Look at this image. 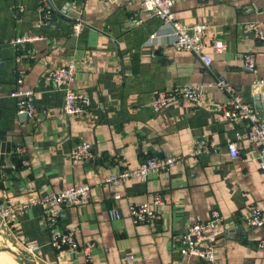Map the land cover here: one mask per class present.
Returning a JSON list of instances; mask_svg holds the SVG:
<instances>
[{
    "label": "crops",
    "instance_id": "0c3cea01",
    "mask_svg": "<svg viewBox=\"0 0 264 264\" xmlns=\"http://www.w3.org/2000/svg\"><path fill=\"white\" fill-rule=\"evenodd\" d=\"M51 2L79 16L70 13V20L57 17L51 23L52 17L44 20L40 0H0V200L10 196L25 202L88 184L90 201L62 207L58 227L75 230L80 244L91 245L89 264H204L180 256L177 242L188 226L209 220L212 210L221 215L216 264H264V249L256 246L264 225L245 224L251 204L261 208L264 223L258 145L236 138L247 131L245 122L226 118L221 110L226 92L206 86L222 75L254 109L253 87L264 78V38L241 34L239 27L258 22L264 34V0H181L174 5L181 23L209 25V65L189 51L173 50L171 25L141 13V0ZM137 15L144 18L141 23L133 19ZM76 20L82 28L73 34ZM151 34L155 37L150 40ZM23 36L33 39L14 46ZM215 39L226 44L222 53L211 49ZM242 53L254 55L251 72L244 70ZM69 59L77 67L73 86L89 105L88 112L77 117L64 115L63 92L43 78ZM185 84L204 85L199 103L178 99L158 111L150 108L156 92ZM19 86L34 90V118L16 113L12 92ZM260 119L264 123V117ZM196 138L214 141L218 150L190 155ZM80 140L92 144L94 156L73 163L69 155ZM230 141H237V157L229 155ZM16 147L26 156L19 166ZM151 155L183 159L146 181L129 179L118 186L105 181L108 173L134 168ZM156 193L164 199L156 220L134 223L128 204L151 201ZM113 208L121 217L109 216ZM4 233V240L20 253L29 254L26 244H36L38 264H88L80 253L59 255L53 249L40 206L29 207Z\"/></svg>",
    "mask_w": 264,
    "mask_h": 264
},
{
    "label": "built area",
    "instance_id": "2783aa9c",
    "mask_svg": "<svg viewBox=\"0 0 264 264\" xmlns=\"http://www.w3.org/2000/svg\"><path fill=\"white\" fill-rule=\"evenodd\" d=\"M181 0H141L140 11L147 17H157L171 25L173 50L189 51L199 56L206 65L212 62V57L206 53V35L209 25L205 22L194 24H183L175 15L174 5ZM39 8L44 20L52 17V10L47 0H40ZM134 17V16H132ZM135 22L141 23L144 18L137 15ZM82 28L80 20L72 24L73 34H78ZM239 30L241 34L250 35L255 40H263L264 34L258 22H243ZM155 34L150 35V40ZM33 38L23 36L13 41L14 46L31 41ZM215 53H222L226 44L221 39H215L210 45ZM244 66L253 68L254 55L252 53L240 54ZM77 67L73 59L67 60L64 64L51 68L44 74V80L63 92L62 111L67 117L82 116L88 112V100L86 95L73 86ZM18 84L22 83V72L17 78ZM256 83H264V78L256 80ZM206 86H217L227 94L226 101L222 105V114L232 120L244 121L247 131L236 134V138H245L249 142L258 145L257 166L264 170V123L259 118L253 107L245 102L237 93L236 88L222 75H218L214 82ZM204 85L185 84L173 85L156 92L149 106L153 111H158L167 104L178 99H184L191 103H199L203 97ZM16 100V113L26 115L27 118H34L37 107L33 101L34 90L19 86L12 92ZM228 152L231 157H237V141L227 143ZM218 150V145L207 138H196L192 142L189 154L192 156L207 155ZM14 156L22 158L25 150L16 147ZM92 144L86 140L78 141L70 152V159L73 163H79L93 158ZM181 156L151 155L142 160L134 168H124L117 172H110L105 176V181L113 186H118L129 179L146 181L150 176L166 171L172 165L179 163ZM2 173H0V179ZM90 186L86 183L70 186L62 190L50 191L45 195L32 196L25 202H18L13 197H5L0 200V233L11 229L15 220L31 206H40L44 212V223L50 234V244L59 254L77 252L80 253L89 264L92 257L91 245H82L76 238V231L68 229L61 230L58 227V219L62 206H79L90 201ZM115 198L120 197L119 193L114 194ZM164 199L161 194H154L151 201L131 202L128 204V215L134 223H152L158 216L157 207L163 205ZM109 216L121 217L117 208L109 210ZM210 219L205 222H195L188 226L185 233L178 238L177 252L180 256L194 257L202 260L204 264H216L214 243L220 234L221 215L216 210L210 212ZM248 227H263L262 211L256 204L248 207V215L245 218ZM3 234V233H2ZM256 246L264 249V234L257 240ZM38 246L26 244L25 250L35 256ZM128 259L132 256H128Z\"/></svg>",
    "mask_w": 264,
    "mask_h": 264
},
{
    "label": "water",
    "instance_id": "95a60500",
    "mask_svg": "<svg viewBox=\"0 0 264 264\" xmlns=\"http://www.w3.org/2000/svg\"><path fill=\"white\" fill-rule=\"evenodd\" d=\"M48 2L50 3V8L53 12L52 14V18L50 20L51 23H53L55 21V19L57 17H60L62 19H65V20H70V17L69 14L72 13L74 16H79L78 14L76 13H73V12H70V11H67V10H64V9H57L54 4L51 2V0H48ZM69 12V13H68ZM68 13V14H67ZM244 70H246L247 72H251L252 71V68H249V67H246L244 66ZM254 94H253V105H254V109H256L258 112V116L259 118H262L264 117V83H255L254 87ZM22 116L24 119L27 118L26 115L22 114L20 115ZM24 160H26V156H23L22 158L18 159L16 164L17 166H19ZM64 208V206H62ZM63 209H61L62 211ZM237 232H239V227L237 226ZM244 234V232H243ZM12 256H14V259L16 260L15 257L19 256V258L21 259V261L24 263V264H37V263H29L27 262L24 258H22L19 254H17L16 252H14V250H7ZM17 261V260H16Z\"/></svg>",
    "mask_w": 264,
    "mask_h": 264
},
{
    "label": "rangeland",
    "instance_id": "374dc122",
    "mask_svg": "<svg viewBox=\"0 0 264 264\" xmlns=\"http://www.w3.org/2000/svg\"><path fill=\"white\" fill-rule=\"evenodd\" d=\"M3 234H5L4 232H2ZM2 233H0V253L2 252V253H4L5 252V254H7V255H9L10 257H11V259H13V260H15L14 259V256H12L7 250H14V252H16L17 254H19L20 252L17 250V249H15V248H12L11 247V245L10 244H8L5 240H4V238L5 237H3V234ZM22 258H24L27 262H29V263H37L36 261H35V259H34V256H32V255H29V254H23V253H21V254H19ZM16 258V260H17V262L18 263H20V264H24L22 261H21V259L19 258V256H17V257H15ZM15 260V261H16ZM8 264H11V260L9 261V263ZM38 264V263H37Z\"/></svg>",
    "mask_w": 264,
    "mask_h": 264
},
{
    "label": "bare ground",
    "instance_id": "6f19581e",
    "mask_svg": "<svg viewBox=\"0 0 264 264\" xmlns=\"http://www.w3.org/2000/svg\"><path fill=\"white\" fill-rule=\"evenodd\" d=\"M11 260V264H20L17 261L11 259V257L7 254L4 253H0V264H8V262Z\"/></svg>",
    "mask_w": 264,
    "mask_h": 264
}]
</instances>
